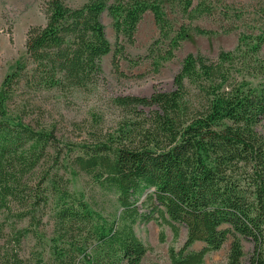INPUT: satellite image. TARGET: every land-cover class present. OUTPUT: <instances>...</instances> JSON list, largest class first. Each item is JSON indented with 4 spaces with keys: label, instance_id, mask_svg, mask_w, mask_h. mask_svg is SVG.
Wrapping results in <instances>:
<instances>
[{
    "label": "trees",
    "instance_id": "1",
    "mask_svg": "<svg viewBox=\"0 0 264 264\" xmlns=\"http://www.w3.org/2000/svg\"><path fill=\"white\" fill-rule=\"evenodd\" d=\"M218 1L223 21L242 18L241 8ZM257 3L260 25L254 33H239L233 50H220L215 59L186 54L172 90L115 97L138 120L69 146L48 125L26 120L28 109L40 105L24 95L72 93L101 80V58L111 51L103 12L112 20L115 71L120 38L133 44L144 13L152 14L157 38L144 56L158 70L188 33H216L192 25L214 6L211 0H88L79 7L44 2V25L28 28L24 61L0 82V239L10 235L0 244L1 264H140L149 248L134 226L150 221L169 227L173 240L185 229L179 250L168 248L170 264H203L227 241L220 264H240L242 242L251 244L247 264H264V135L256 131L264 118V0ZM165 4L188 23L174 27ZM48 157L69 177L83 175L111 195L112 210L93 208L57 169H46L32 183L30 176ZM46 208L51 229L43 240L38 227ZM23 221L26 226L18 227ZM29 236L47 247V257L42 249L30 263L20 256ZM195 242L204 246L188 251Z\"/></svg>",
    "mask_w": 264,
    "mask_h": 264
},
{
    "label": "rangeland",
    "instance_id": "2",
    "mask_svg": "<svg viewBox=\"0 0 264 264\" xmlns=\"http://www.w3.org/2000/svg\"><path fill=\"white\" fill-rule=\"evenodd\" d=\"M46 0H0V82L6 74L11 73L15 67L24 61L25 34L29 27L41 26L45 23L44 2ZM70 7H79L88 0H63ZM232 4L233 10L243 11L240 20L231 19L223 21L218 14L217 8L220 6L218 0H211L214 9L209 15H203L192 22L208 30L215 31L213 35H198L188 33L180 46L173 51V58L165 61L162 65L154 69L151 60L144 55L147 47L157 38L152 14L145 12L136 27L134 43L129 45L120 38L123 49L121 55H117L119 69L112 68L111 61L115 48L114 31L112 20L106 12L101 14V23L104 26L105 36L110 43L111 51L101 58V80L96 85H88L85 89H80L69 93L61 92H41L35 95H24L34 98L39 108L28 109L32 120L48 125L61 144L82 145L89 144L92 138H101L103 134L115 132L120 125L138 120L135 113L129 109L119 107L114 103L115 97L138 96L149 97L154 91H170L173 89V77L180 68L182 59L188 53H199L209 59H215L220 50H233L237 45L239 33H254L259 24V4L257 0H223ZM263 1V0H262ZM197 0H193V5ZM165 11L174 27L179 24H187L188 21L181 17L176 8L165 4ZM223 26L230 25L233 30L224 32ZM261 53L264 55V45ZM24 94V93H23ZM138 109V108H137ZM147 111L146 109H143ZM34 118V119H31ZM256 131L264 135V118L256 126ZM76 150V149H75ZM75 152V151H73ZM46 169L58 174H62L63 180L71 181L72 188L82 190L93 208L97 210H112L113 198L111 195H103L101 190L92 184L91 179L80 175L69 177L62 167H57L52 159L48 157L46 162L30 176L32 183L40 181ZM42 225L38 230L46 240L50 233V224L47 223L49 216L48 209H43ZM26 221L18 224V227L26 226ZM162 231L164 239L159 240V232ZM134 232L141 242L149 249L141 258L140 264H170L168 248L172 247L178 251L185 239V229L180 228L179 236L173 240L171 231L167 226L159 227L155 222L137 223ZM39 233V234H40ZM10 239V235L1 236L0 244ZM12 248V244H6ZM204 246L201 242H195L188 251H198ZM243 257L240 264H247L251 252V244L242 242ZM229 248V242H225L218 251H213L205 255L203 264H220L225 260ZM44 250V257L49 255L47 247L35 244L32 237L25 238L20 247V256L30 263L32 254L36 250ZM3 249L0 248V264L2 263Z\"/></svg>",
    "mask_w": 264,
    "mask_h": 264
}]
</instances>
